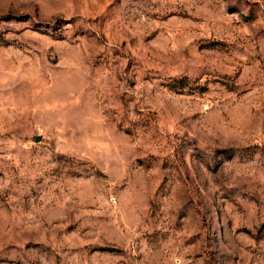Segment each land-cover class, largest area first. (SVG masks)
<instances>
[{"label":"rangeland","instance_id":"obj_1","mask_svg":"<svg viewBox=\"0 0 264 264\" xmlns=\"http://www.w3.org/2000/svg\"><path fill=\"white\" fill-rule=\"evenodd\" d=\"M0 264H264V0H0Z\"/></svg>","mask_w":264,"mask_h":264}]
</instances>
